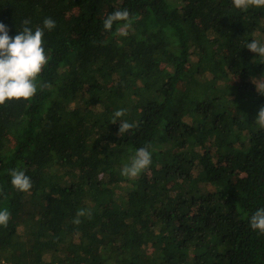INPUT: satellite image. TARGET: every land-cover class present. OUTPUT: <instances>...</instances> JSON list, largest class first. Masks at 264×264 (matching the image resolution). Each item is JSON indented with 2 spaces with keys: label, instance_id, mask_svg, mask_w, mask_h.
I'll return each mask as SVG.
<instances>
[{
  "label": "trees",
  "instance_id": "16d2710c",
  "mask_svg": "<svg viewBox=\"0 0 264 264\" xmlns=\"http://www.w3.org/2000/svg\"><path fill=\"white\" fill-rule=\"evenodd\" d=\"M117 10L128 20L104 30ZM46 17L56 26L44 32L37 92L0 104V207L10 212L0 262L264 264V233L249 224L264 207V57L245 47L264 43V7L0 0L10 36ZM120 109L133 124L122 135ZM140 147L152 163L122 176ZM233 156L239 175L228 179L221 164ZM12 169L31 178L29 191L11 186Z\"/></svg>",
  "mask_w": 264,
  "mask_h": 264
},
{
  "label": "clouds",
  "instance_id": "9594fccd",
  "mask_svg": "<svg viewBox=\"0 0 264 264\" xmlns=\"http://www.w3.org/2000/svg\"><path fill=\"white\" fill-rule=\"evenodd\" d=\"M238 9L249 7H264V0H233ZM129 12L117 10L110 13L103 21V28L111 31L113 24L117 21H127ZM30 21H24V27L15 36L9 35L7 25L0 22V104L9 100H28L37 92V77L43 67L48 63L49 57L43 46L45 30L51 31L55 28L56 22L51 18L43 20V27H36L34 30L29 27ZM121 36L127 32L121 31ZM249 50L264 57V43L251 39L246 43ZM124 110H116L112 116V122L119 121V134L122 135L133 127V124L123 120ZM259 127L264 128V107H261L256 117ZM152 163V154L147 147L135 149L130 156L129 162L125 163L120 170L122 176L135 178ZM10 184L20 192H27L32 187L31 178L22 169L9 171ZM85 214L84 209L77 212L74 223H79V217ZM10 212L0 207V227L8 225ZM250 227L264 233V207H259L249 219Z\"/></svg>",
  "mask_w": 264,
  "mask_h": 264
},
{
  "label": "rangeland",
  "instance_id": "374dc122",
  "mask_svg": "<svg viewBox=\"0 0 264 264\" xmlns=\"http://www.w3.org/2000/svg\"><path fill=\"white\" fill-rule=\"evenodd\" d=\"M258 80L261 84V87L264 89V73L258 77ZM189 92L192 93L193 91L191 90ZM9 138L11 141L14 139L13 135H9ZM240 163L241 161L238 156L229 157L225 162H223L221 166L224 170L225 177L231 179L234 178V176L239 175V173H237L236 171H238ZM152 171L153 170L151 169L147 171L148 175H147V179L144 181V184H148L149 179L152 175Z\"/></svg>",
  "mask_w": 264,
  "mask_h": 264
},
{
  "label": "built area",
  "instance_id": "2783aa9c",
  "mask_svg": "<svg viewBox=\"0 0 264 264\" xmlns=\"http://www.w3.org/2000/svg\"><path fill=\"white\" fill-rule=\"evenodd\" d=\"M0 264H9V262H7V261H2V262H0Z\"/></svg>",
  "mask_w": 264,
  "mask_h": 264
}]
</instances>
